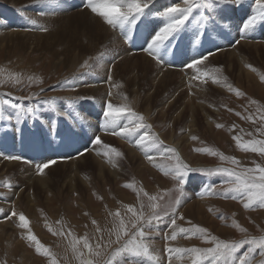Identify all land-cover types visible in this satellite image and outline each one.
Instances as JSON below:
<instances>
[{
	"label": "rangeland",
	"instance_id": "obj_1",
	"mask_svg": "<svg viewBox=\"0 0 264 264\" xmlns=\"http://www.w3.org/2000/svg\"><path fill=\"white\" fill-rule=\"evenodd\" d=\"M17 1L18 0H14V2H17ZM69 1L70 0H56V3L58 2L57 4H60V6H62V5L63 6L56 8L55 11H63V9L65 10L69 6V4L74 9H77L78 11L81 10V2L78 5V2L76 0H71L70 2ZM5 2H6V0H0V4H3ZM64 2L66 4H64ZM178 2H180V0H172V1L171 0H164V1L155 0V5L151 9V13L148 14V16H146V17L153 16L155 14V12H158L157 8H155V7L163 5V3L165 6H168L171 3H178ZM166 3H167V5H166ZM29 4H31V3H29ZM245 4H246V6L250 5V0H244V3L242 6H244ZM27 5L23 4V5H21V7L13 8L14 10H11V11H13V12H11L12 15L13 16L21 15L18 13V10L20 11L21 9L28 7ZM65 5L67 7H65ZM75 5L77 6V8ZM227 7L229 9L231 8V6H228V5L222 6L223 9H225V8L228 9ZM53 8H55V6ZM235 8L240 11V9H238V7H235ZM235 8H233V9H235ZM11 9H12V6H11ZM30 10L32 11V9H29V13H30ZM35 12H37V11H33V13H35ZM58 14H62V13H59V12L54 13V15H52L51 18L54 19ZM221 15L223 16V11H222ZM146 17H144V18H146ZM224 21L229 26L225 27L226 29L224 28L223 33H221L220 29H217L216 31H212L209 33L210 35L205 36V38L201 42H199L200 44L190 45L189 36L185 35V36H183V38L178 36L177 37L178 39L176 38L177 41L174 40V41H172V44H171V49H174V51L170 50L168 52V54L165 55V57H164L166 63L164 65H162V67H161V65H158V67H160L161 69H164V70H168V71H176V72H180V73L182 72L181 75L184 78L183 84L185 83V85L188 86L190 83L189 81H190L191 75L188 74L189 69H187L184 66L185 65L184 62H188L190 59L199 56L201 53H204V52L207 53L208 51H211L214 48L215 49L212 50V52L215 53L214 55H216L221 50L223 51V49L228 47V45L226 43H224L223 41H220L218 39V37H225V39H226L227 35H229L228 32L231 33V31L233 30V28L235 26H237V28L234 31H232L233 34H230L232 36V39L234 40V42L238 39L240 40V43L242 41H244V39L240 38V33L237 30V29H239L238 25H241L243 20L242 19H235L232 22V21L225 20V18H224ZM42 23L45 26V23L44 22H42ZM106 26H108V25H106ZM111 31L114 32L113 29ZM140 31L141 30H139L138 26H137V30H136V33H135V36H134V39H133L131 45L130 44L126 45V43L123 41V39L119 38L118 32L115 31L116 33L115 32L114 33L120 39V41L122 42L124 47H126L125 49L128 51L129 55L130 54H131V56L143 55L146 58H148L149 60H152V62L154 63L155 61L151 57H149L145 52H143V54L141 53L142 48L145 47L146 44L144 42L145 39L142 38V37H144V35L141 33L142 31L141 32ZM252 31H254L253 34H256V33L257 34L256 35H250V33H249V35H248L249 39L253 40L254 41L253 43H255V45H257V46L261 45L262 46V44H264V22H261V24L257 25V27L255 29H253ZM140 35H141V37H140ZM138 36L142 40L139 39ZM232 39H228V41L231 42ZM133 43L135 44V46ZM140 43H141V45H140ZM210 43H212V44H210ZM219 43H221V44H219ZM220 46H221V48H220ZM131 48L134 51L131 50ZM210 48H211V50H210ZM5 49H6V51H5ZM16 49H17V51H16ZM218 49H219V51H218ZM139 50H140V52H139ZM178 51H179V53H181V55L178 54ZM129 52H131V53H129ZM183 54L184 55L187 54V55H185L186 57ZM259 54H260V55H258L259 57L256 58L253 56L250 61L253 63V65H252L253 68L255 67L261 71V74L258 77V86L260 89H257V88H252V89H248V90L245 89L246 93H248V95H247L243 91L245 86L243 85L242 82H239L237 85V84H235L236 82L232 83L233 80H231L230 78L227 79V77H224V75L223 76L218 75V77H220V78L223 77L224 81L231 82L232 83L231 85H233V87L235 89H239L240 92L243 93V95L237 97L234 92L228 91L227 88H225V90H224L226 94L225 93H219L217 90L213 89L212 87L207 86L210 94H213V93L215 94V97H213L216 100L215 102H213L215 107L210 109V111L212 112V113L210 112L212 115V118L216 120L214 125L211 126L210 130L208 131V129L205 128V124H204L205 121H204L203 117L197 111L198 114L200 115V122H199L200 126L199 127L197 126V131H199V132H198V134L196 133L197 135H195L198 137V140H195V141L192 140L191 136H189V138H188V135L190 134V133H188L189 132L188 130L177 132L178 134L180 133L179 134L180 136H176L177 140L180 138H185V141L182 142V147H185V149L187 147L188 148L186 150V156H185L186 158L182 157V159L184 158L183 159L184 162H186L190 167H192V168H214V167H218V166L235 167V166H233L227 162H221L218 157H212V156H209L207 154L196 152L194 149L199 148V147H212L214 149H217L220 152H223L225 155L235 157L238 161H240V164L245 166V167H254L253 162L260 163L261 165H264V157H261L257 153L244 152V151L240 150L236 146L235 141L232 139V136L236 135L238 133L241 136H243L244 140L253 139V138L264 139V136H261L259 133L256 132L257 127L260 126V122L258 120L256 123H253V122L248 121L246 119H241L240 116L236 115L237 112H240L244 116H247L249 113H252L254 115V118H255V116L258 115V113H257L258 108L261 110H264V89H263L264 88V80L261 79V76L264 75V55L261 53H259ZM212 56H209V58ZM52 57L53 56L51 54L49 55V53H47V51L32 52V51H28V50H26V51L20 50L19 48H13L12 50L11 49L9 50L5 47L0 50V80H4V83L0 84V92L11 93L12 95L9 96L8 99H10L13 103L21 102L25 106L31 105V106L36 108V110L38 111L37 114H39L38 120L29 118V119H26L25 122L20 124V125L15 124V119H13L10 122L0 121V152H3L5 155L21 156L23 158L22 160H5L2 157H0V162L2 164L7 163V165L13 162V164L19 165V164L29 160V158H25L24 155L26 154L27 151L30 150L29 152H32V154H33L32 157L29 154L30 160L32 158V161L30 163H24V165H26L28 173L30 175L32 174V177H36V176H38V174L36 172L35 165L38 163H43L45 161L47 162L49 160H56V164H63V163H68V162H71L72 160L74 161V160H77L78 158H81L82 156L79 157V155H75L77 153L76 149H80L82 147V145H84L85 140L89 139L94 134L95 135L100 134L102 140L105 138L103 140L105 143H107V141H108L109 145L114 146L117 149L120 148V146L117 145L116 140L119 141V144L122 143L127 148L132 146L133 148L131 147L130 149L136 150L137 148L132 143L127 142L126 140L121 139L119 137L106 134L100 129V124L102 123V117H101L102 111H100V108L103 106L104 102L101 103L99 101V99L97 98V96L93 97L95 100V101L93 100L94 102L92 100L84 99V100H81L80 102L78 101L73 106H69L66 102V98L79 97V95H77L78 94L77 92H78V89L80 87H82V84H83V87H87V88L93 87V85H94V87H96V86L97 87H105L106 89H103L104 94L105 93L107 94L110 90L113 93L115 91L114 90L115 88L111 87L112 85L109 86L110 83L106 82L108 74H106V76H104L105 75L104 71H102L100 73L99 72L97 73L96 71H94L93 73L87 74V76H85V75L82 76V78L77 80L75 87H73L70 84L65 82L66 79H71L73 76L71 75L68 77H63L65 74H67L68 68L63 63L56 65L55 64L56 60L54 57L53 58ZM182 57L183 58L185 57V58L183 59ZM180 58H182V59H180ZM186 58H188L187 59L188 61L186 60ZM209 58H208V60H209ZM253 59H254V61H252ZM207 61H205L204 65H202V69H206V70L211 72V71L215 70V68H216V69H219L220 71L216 72L215 75L222 73L221 62L216 61V62H214V64L212 66H207V64H208V63H206ZM114 63L115 62H113V64ZM255 63L258 65H256ZM113 64H112V66H113ZM155 64H156V62H155ZM165 65L168 67H166ZM211 68H213V69H211ZM232 69H233V67H232ZM80 71H82V70H80ZM9 73L21 74L22 77L24 78L23 82L21 84L14 85L12 81L6 79V77ZM28 75H35V76L41 78L42 83H40V84L33 83V84H31V86H29L27 79H26V77ZM187 75H189V77ZM89 77H91V78H89ZM194 82L197 84H199V83L202 84L200 81H194ZM208 83H206V84L212 85V86L217 85V84H213L211 82V80H209ZM65 84L66 85L68 84V85L66 86ZM89 84H90V86H89ZM206 84H202V85L205 86ZM238 86L242 89H240ZM41 88L44 89L43 92H40ZM31 93H37L38 97L32 101H28V100L17 101L15 99V97L27 96ZM75 94L77 96H74ZM61 96L65 99L56 100V105L58 107L57 110L58 111H64V112L70 114V115L63 116V117L56 115L52 111L51 107L48 104L44 103V100H49V99L57 98V97L60 98ZM40 97H42V98H40ZM188 97H189V94H188ZM96 98H97V100H96ZM122 100H123L122 98H119L118 100L115 101V103H120ZM250 101H257L258 103L251 104ZM59 104H61V105H59ZM37 105H39L40 107ZM99 106H101V107H99ZM81 109L83 111H81ZM229 109H232V111H229ZM245 109H247V111H245ZM101 110H102V108H101ZM7 111L9 113H12V110L10 108ZM69 111H70V113H69ZM46 113H47V115L49 113H52L55 115V117L52 120H49V119H47ZM74 113H76V114H74ZM71 114H72V116H71ZM154 115L155 114L153 113L150 116V119L151 118L153 119ZM89 116H90V118H89ZM77 117H78V119H77ZM86 119H88V121ZM54 120H56V121H54ZM83 121H85V122H83ZM157 122L158 121H156V120L154 121L155 128H152V131L153 130L159 131L160 134H163L164 139H162L161 136H159V138L164 141L165 146L166 145L168 146L169 144H167L165 142V140H167L169 138L168 137V131H167V125H165V124L163 125L159 122L157 124ZM86 123H88V124H86ZM81 124H83V133H84L83 135H79V133H81V127H80ZM150 124H151V122H150ZM217 124H222L224 127L217 128L216 127ZM233 125H236V127L233 128L232 127ZM16 128H19L20 130L16 131ZM69 129H72L78 135H75V136L70 135ZM241 129H243V132L240 131ZM22 130H23V132H22ZM94 131H96V132H94ZM247 133H252V136L246 135ZM182 134H184L185 136H183ZM112 137H113V139H111ZM49 140L51 141L50 144L48 143ZM19 141H21L22 143ZM128 143L130 145H126ZM5 144H6V147L4 146ZM70 146L73 148H70ZM169 146H171V145H169ZM7 147H9V148L14 147L16 151H8V150H6ZM87 147H89L88 148L89 151H87L85 153V155L88 152L92 153L96 149H98L101 152L100 146H98V147L96 146L97 148L95 149L94 146L89 143L87 145ZM171 147H173V146H171ZM64 149H65V151H64ZM136 151H138L137 155H140L139 158L141 159V161L146 162V160L143 158L144 157L143 154L138 149ZM177 151H178V149H177ZM178 152H179V154H181L180 151H178ZM70 153H72V154H70ZM46 155L47 156L51 155V156L47 157ZM72 155H73V157H72ZM85 155H83V156H85ZM63 157H64V159H63ZM123 157H124V154H123ZM101 158L104 159L105 164H108V162L102 156V154H101ZM70 159H71V161H70ZM188 159L191 160V162H190L191 164L188 163L189 162ZM158 161H159V158H158ZM1 163H0V165H1ZM85 163H86V165H85L86 167H85V169L82 170V172L84 174L80 175V179L83 181L85 180L84 182L87 181L90 184L92 181H94V179L92 180V176L94 174V171H95V174H97V171L94 170L93 166L91 165V159H88L87 161H85ZM26 167H25V169H26ZM150 168L152 169L153 167L150 166ZM66 170H67V168L60 167V169L56 170L54 173L49 172L50 173L49 174L50 179L55 181V182H53L55 184L54 188H48L47 187L46 189L41 190V188L36 189L35 187H33L34 190H32L30 192L26 191V189L23 187L22 184L15 181V179H16L15 176H13V175H10V176L2 175V176H0V193H6L7 194L6 199L3 197H0V208L5 209V212L3 214L0 213V225L5 220H9V219H5V217L10 215V212L13 210V206L18 200L17 199L18 195L20 193L22 194V192H23L24 193L23 195L25 196L26 194H28V193L31 194L33 192L32 196L34 194V197H36L35 204L37 203V209L33 210V216H36L38 218L34 224L36 227L33 229L31 228L33 234H35L37 236V238L40 240V242L42 244H44V245L46 244L45 245L46 247H48L50 250H52V252L54 251L53 253L55 255L57 254L56 258L58 259L59 264H61L60 258H62V264H78V261H76L74 259L73 255L71 254V250L69 248V240L71 239V237L65 238V237H62L59 235H53L51 232L48 231V227H46V224H47L48 226L53 227L54 231H58L60 229L61 225H58L56 223V221L60 220L64 226L65 232H67V230L70 229V227H69V225H70L69 219L70 218L67 216L66 213L70 212V217L74 216L73 217L74 221H82L83 222V224H81V225L71 226L72 227L71 229L76 232V234L73 232L75 235L83 236L85 233H88L89 236H92V234H93V226L91 224V220L94 218H90L87 215H84V213H80V211H78V209L80 208V204H83V206L87 205V201L82 200V202L79 204L78 199H80L81 195L83 197L84 194L83 193L80 194V193L70 189L69 179L68 178L66 179V177H68ZM154 172H155V174H157L159 176V182L154 183L153 181H148V183H149L148 186L144 183V182H147V180H149V178H148L149 175H148V173H145V172L141 174V177H140V175L138 176V175H135L134 173H132L133 174L132 178L129 176V177H126L127 179L126 178L121 179V181L123 180L125 182L134 183L136 188L143 187V189L145 191H147L149 194H157V193L163 194L165 190L171 189L173 187L174 181L171 179V177L164 175L163 173H161L156 168H154ZM0 175H1V173H0ZM30 175H29V177H30ZM86 177H87V179H86ZM89 177H91V178H89ZM110 179L112 180L111 177H110ZM224 179H225L224 177L215 176V177L209 178V181H207L202 176H196L194 173H190L189 181H188L187 185L185 186L186 199H185V202L182 204V206L179 209V212L184 216L185 219L183 221L178 220L177 223L181 226L188 227L189 226L188 222L190 221L192 224H196V225H199L201 227L208 229V231L212 235H215V236L219 237L220 239H229L230 238L229 240H239V239L243 238L245 234L238 232L235 228L230 226L232 223V220L235 219L242 227L247 229V235L248 236L259 237L261 235H264V208H260V207L256 206L252 209L246 210V209H244L243 203L239 198L233 200L230 197L224 198L222 196H210V195H203V198H201L202 189H203L204 185H206V184L215 185V186H217V190H220L222 187L227 186L226 184L223 183ZM5 180L10 181L12 184H14L16 186L13 187L11 190L3 187V182ZM67 180H68V184L66 183ZM78 180L74 181V185H78V182L80 181V180L79 181ZM62 181H63V183H62ZM113 183L111 182L109 184V187L111 186L113 190L116 189L117 191H122L123 194L128 195L130 193V194H135V196H136V193L132 192L131 189L124 187L123 186L124 184H117V183L113 184ZM150 184H151V186H150ZM68 185H69V187H68ZM100 186H101V184H99V188H100ZM90 187L88 188V192H86L88 195L86 194L83 198L89 196L90 197L89 200H91L90 205L92 207L100 210L99 212H100V214L101 213L102 214L101 215L99 214L100 216L98 215L99 217L95 218V219L102 226H105L108 223V221H110V218L107 216V213L109 211H115L118 207L120 208V206H121V210L123 211V205H135L138 207L137 197H135L136 199L133 202L129 201L130 204H116V206H115L116 208L111 209V210L108 209L109 207L106 208L104 205L100 206V204H99L100 200H98L99 199L98 198V196H99L98 192L95 191L91 185H90ZM146 187L148 189H153V191H148L147 189H145ZM15 189H16V192H15ZM108 189H110V188H108V187L102 188L101 192H103V190H108ZM163 189H164V191H163ZM79 190H80V188H79ZM43 191H45V192H43ZM117 195H118V193H116V197H117ZM173 195H175V193H173ZM61 198H63V199H61ZM143 199H144L145 205H147V203H148L147 198L145 197ZM39 206H41V207H39ZM59 207H61V209L63 208L66 212H64V211L62 212L59 209ZM24 208L21 207L22 211H20V212H23L25 214V210L27 211V207H24ZM66 208H68V211ZM84 209L89 210V208H85V207H84ZM209 209H212V211H209ZM103 210H104V212H103ZM145 210L147 211V208ZM34 213H35V215H34ZM102 215L104 216V219H103ZM82 216H84V220L80 219ZM221 216L225 217V219H221L220 218ZM77 217H79V218H77ZM13 218H15V217H12V219ZM67 218H68V220H67ZM12 219H10V220H12ZM17 223H18V217H16V221L14 220L13 222H11V225H12L11 226V228H12L11 232L15 234V238H14L15 242L21 243L24 246V249L26 251H28L29 254H31V257L34 260L38 259V260H40V262L42 264H49V260L47 257H42L40 255H37L34 251V248L27 246L26 241H24L20 238L22 230L19 227H17ZM85 225H87V227H85ZM30 227H31V225H30ZM35 229L39 230L40 233L35 232L34 231ZM23 231L26 232V230H23ZM159 231H160L161 235L155 237L154 242L152 244V249L160 256L161 264H168V253L165 251V244L166 243H169L173 247H179V248H191L194 246L195 247H209L210 246L209 244L202 242L200 239H198L196 237L184 238L183 236H178L176 241H167L166 242L163 239V233L170 231V229L168 227L167 219H165V221L159 225ZM41 237H44L47 240L46 242L48 244L44 243V241L41 240ZM48 240H50V241H48ZM52 247H54L55 249H53ZM246 247L247 246H245V249H242L241 251L246 250ZM1 248L2 247L0 246V249ZM258 252H259V250H257V253L254 254V257L256 260L260 259V257L258 256ZM5 256H6V254H5ZM5 256H3V257H5ZM7 258L8 257L3 258V260L0 259V261H4ZM102 259H103V257L101 258V264H102ZM131 259H133V261H135L137 258H131ZM7 261L9 262V264H23V263L29 264L27 261H22L19 257L14 258V259L9 258V260L7 259ZM7 261H6V263H7ZM142 264H150V262L142 261ZM172 264H191V258L187 254H184L180 257L173 256Z\"/></svg>",
	"mask_w": 264,
	"mask_h": 264
},
{
	"label": "snow or ice",
	"instance_id": "obj_2",
	"mask_svg": "<svg viewBox=\"0 0 264 264\" xmlns=\"http://www.w3.org/2000/svg\"><path fill=\"white\" fill-rule=\"evenodd\" d=\"M243 3L244 0H180L178 3H171L154 14L162 23L150 35V39L145 41L146 46L142 48V51L151 57L157 65H164L166 63L164 57L170 50L174 51V49H171V44L178 36L183 38L187 35L189 36L190 45H196L212 31L220 29L223 33L224 28L229 25L225 23L224 17L221 15L222 6L228 5L235 8L241 7ZM34 5L45 6L38 13L40 17L48 14L46 9L55 11L56 8L60 7L56 0H34ZM53 5H55V8L52 7ZM154 5L155 0H81V10H89L94 16L100 18L104 24L114 31H118L119 38L123 39L126 44L132 43L138 23L142 22L143 18L151 13ZM20 14L31 26L24 30L48 31V28L40 24L38 19L28 17L23 10ZM261 22H264V0H254L251 12L239 26L240 38H247L248 34ZM115 40L116 37L110 38L109 43L115 44ZM235 43L239 44L240 40H236ZM114 51L115 49L108 48L106 45L104 51L85 59L79 66L82 71H78L71 79H66L65 82L75 87L76 81L82 76L93 71L99 72L102 67L100 61ZM214 54L212 51L201 53L185 64V67L193 70L194 73L188 85L190 91L192 82L200 81L206 84L211 80L213 84H221L228 91L234 92L237 97L242 96L243 93L239 89L233 88L231 84L226 81L221 83L220 77L215 75L216 72L220 71L219 69L210 72L201 68L209 56ZM246 67L252 68L251 65H246ZM252 70L256 71L255 69ZM6 79L16 85L21 84L24 78L19 73H9ZM26 79L29 86L33 83H42V79L35 75H28ZM261 79L264 80V75L261 76ZM111 81V66H109L106 82ZM2 83H4V80H0V84ZM112 87H119V85H112ZM43 91L44 89L41 88L40 92ZM11 95V93L0 92V121L10 122L15 119V124L20 125L29 118L39 119L35 107L25 106L21 102L13 103L8 99ZM112 96L113 93L110 90L107 93L108 98L102 106L100 129L106 134L132 143L152 167L171 177L174 181L173 187L165 190L163 194H149L143 187L136 188L134 183H126L123 186L136 193L138 207L123 205V211L121 208L109 211L107 216L110 221L105 226H102L96 219H92V236H89L88 233L77 236L71 229L65 232L60 220L56 221L58 225H61L58 231H54L51 226L46 224L48 231L53 235L65 238L71 237L69 248L78 264H101L102 257V264H142V261H148L150 264H161L160 256L151 249L155 237L161 235L159 225L167 219L170 231L163 233V239L166 242L176 241L178 236H183L184 238L196 237L210 245L209 247L179 248L166 243L165 251L168 253V264H172L173 256L180 257L184 254L191 258V264H264V235L259 237L248 236L247 229L242 227L235 219L232 220L230 226L245 234L239 240L220 239L212 235L208 229L192 224L190 221L188 227L177 223L178 220L183 221L185 219L179 209L186 199L185 186L189 181L190 173H198L209 178L215 176L225 178L223 183L227 186L222 187L220 190H217L215 185H204L201 198H203V195L230 197L233 200L239 198L246 210L256 206L264 208V165L253 162L254 167H245L235 157L225 155L217 149L199 147L194 150L212 157H218L221 162H227L235 167L192 168L184 162L176 148L164 145V141L159 138V135L152 131V125L147 123L146 117L131 106L126 95L122 97L123 102L121 103H114ZM37 97V93H31L27 96L15 97V99L17 101H32ZM58 99L65 98H52L45 100L44 103L48 104L56 115L67 116L68 113L57 110L56 100ZM84 99L94 100L93 97H69L66 98V102L69 106H73ZM250 103L256 104L258 102L250 101ZM9 108L12 113L7 111ZM229 111H232V109H229ZM257 113L258 115L255 118L252 113L244 116L237 112L236 115L253 123L258 120L260 126L257 127L256 132L264 136V110L258 108ZM80 127L81 133L79 135H83V124ZM216 127L222 128L224 126L217 124ZM232 127L235 128L236 125ZM19 130V128H16V131ZM181 131H184V129H181ZM240 131L243 132V129ZM69 133L72 136L78 135L72 129H69ZM246 135L252 136V133ZM191 139L195 141L198 140V137L193 135ZM232 139L240 150L257 153L264 157V139L244 140L239 133L233 135ZM48 143L50 144L51 141L49 140ZM89 143L94 147L100 146L101 152H98V154H102L113 167L116 166L115 161L123 157V153L116 147L105 143L100 135L95 134L85 140L80 149H77V155L83 156L89 151L87 147ZM0 157L5 160L23 159L21 156L5 155L3 152H0ZM158 158L160 162H158ZM25 163H30V161H25ZM55 163L56 160H49L36 164L37 174H43L45 169ZM3 187L11 190L13 184L5 180ZM0 197L6 199L7 194L0 193ZM145 197L148 201L147 205L144 203L143 198ZM209 211H212V209H209ZM4 212L5 209L0 208V213ZM84 215H88V213H84ZM12 217H18L17 227L22 230L20 238L26 241L27 246L33 247L37 255L47 257L49 264H59L56 255L33 234L30 221L25 214L23 212L17 213L13 209L5 219L10 220ZM220 218L225 219L223 216ZM23 230H26V232ZM245 246H247L246 250L241 251L245 249ZM257 250H259L258 256L260 257L258 260L254 257ZM131 258L137 259L133 261ZM0 264H6V261H0Z\"/></svg>",
	"mask_w": 264,
	"mask_h": 264
},
{
	"label": "bare ground",
	"instance_id": "obj_3",
	"mask_svg": "<svg viewBox=\"0 0 264 264\" xmlns=\"http://www.w3.org/2000/svg\"><path fill=\"white\" fill-rule=\"evenodd\" d=\"M76 1L78 2V5L81 2V0H76ZM162 1H164V0H162ZM29 3H31V4H29ZM33 3H34V0H18L17 2H14V0H6L5 3L0 4V50L5 47L9 50L10 49L12 50L13 48H19L20 50H25V51L28 50V51H32V52L47 51V53H49V55L51 54L55 58V60H56L55 64L56 65L63 63L68 68L67 74L64 73L65 75L63 76V77H68V76H71V75L73 76L74 74L78 73V71H80V69H79L80 64L85 59H87L89 56H96L101 51H104L106 45L108 46V48L115 49V51L113 53L105 56L100 61V64L102 67H101V70L99 71V73L104 71L105 72L104 76H106V74H108V72H107L108 68H109V66H111L112 81L109 82L110 83L109 86L119 85V87H113V88H115L114 89L115 91L113 92V96H112L113 102L115 103L116 100H118L119 98H122L123 96L126 95L128 97L129 102H131L132 107L137 112L142 113L146 117L147 122L149 121L148 122L149 124L151 122L152 128H155V126H154L155 120L158 121L159 123L163 124V125L164 124L167 125V131H168V137L169 138L167 140H165V142L167 144L173 146L174 148L178 149V151L181 152V154H180L181 157L186 156V150L188 147L186 149H185V147H182V142L185 141V138H180L178 140L176 139L177 138L176 136H180L179 135L180 133L179 134L177 133L178 131H181V129L188 130L189 131L188 133H190L188 135V138H189V136L197 135L199 132V131H197V126L198 127L200 126V124H199L200 115L198 114V112L203 117V119L205 121V123H204L205 128L208 129V131L210 130L211 126L214 125L216 120L212 118V115H211L212 112L210 111V109L215 107L214 103H213L216 101L213 98V97H215V94L214 93L210 94L207 86L212 87L213 89L217 90L219 93H225V91H224L225 87H222L220 84H217L215 86L206 84L204 86V85H202L203 83L197 84L195 82H192V88L190 91L189 86L185 85V83L183 84L184 78L181 75L182 72L180 73V72H176V71H168V70L161 69L160 67H158V65L155 64V62L153 63L152 60H149L148 58H146L143 55H135V56H131V54L129 55L128 51L125 49L126 47H124V45L120 41L121 38L119 39L117 37V35L115 34L118 31H116V32L114 31L115 33L113 31H111L112 30L111 28L106 26L103 23V21H101L100 18L94 16L89 10L83 9V10L78 11L77 9H74L73 7H71V5L69 4L68 7L65 5V7H67L65 10L62 8L63 11H52L51 9H46L48 14L43 16V17H40L38 15V13L41 10V8H44V6H36ZM253 3H254V0H250V5L246 6V4H245L244 6L238 7V9H240V11L237 10L236 8L233 9L232 7L230 9L228 7H227L228 9H226V8L223 9V16H224L225 20L232 21V22L235 19H242L243 20L244 18L247 17L248 13L251 12V6L253 5ZM23 4H26V5L28 4L27 5L28 7H25V8L23 7L24 9H21V10H23L24 14L30 18L38 19V22L40 24H43L42 22H44L45 26L48 28L47 32H42V31H38V30H24L25 28H29L31 26L27 24V22L23 19L22 15L13 16L11 13V12H13L11 10H14L13 8L21 7V5H23ZM64 4H66V3L64 2ZM30 5H32V6H30ZM58 5H60V4H58ZM166 5H167V3H166ZM11 6H12V9H11ZM62 6H60V7H62ZM163 7H166L164 5V3H163V5H160V6L155 7V8H157V10H160ZM76 8H77V6H76ZM29 9H32V11L30 10V13H29ZM21 10L20 11L18 10L19 14H20ZM33 11H37V12L33 13ZM57 12L62 13V14H58L54 19H52L51 18L52 15H54V13H57ZM161 23H162V21L159 18H156L155 15L143 18L142 22L138 23V29L141 30L142 32L141 31L140 32L144 35V37H142V38L145 39V41L150 39V35L154 33V30L157 29L161 25ZM238 26H240V25H238ZM236 28H237V26H235L232 31H234ZM232 31H231V33L228 32L229 35H227L226 39H225V37H218V39L220 41H223L224 43H226L228 45V47L223 49V51L218 50L219 52L216 55H213L212 57H210L209 60L206 62V63H208L207 66H212L214 64V62H216V61L221 62L222 73L217 74V76L218 75H222V76L224 75V77H227V79L230 78L231 80H233L232 83L236 82L235 84H237V85L239 82H242L243 85L245 86L243 89V91L245 93H246L245 89H247V90L252 89V88L260 89L258 86V77L260 76L261 71L255 67L254 68L253 67L252 68L246 67V65H251V66L253 65V63L250 61L253 56L256 58L259 57L258 56V55H260L259 53L264 55V44H262V46L261 45L257 46V45H255V43H253L254 42L253 40L249 39L248 36H247V38L244 39V41H242L239 44H236L234 42V40L232 39V36L230 35V34H233ZM253 32L254 31H251L250 35H256L257 34V33L253 34ZM208 35H210V34H208ZM113 37H116L115 44H110L109 40H110V38H113ZM140 37H141V35H140ZM140 37H139V39H141ZM228 39H232V41L229 42ZM210 44H212V43H210ZM219 44H221V43H219ZM130 45H131V43H130ZM140 45H141V43H140ZM134 46H135V44H134ZM220 48H221V46H220ZM214 49H212V50H214ZM131 50H133V49L131 48ZM210 50H211V48H210ZM5 51H6V49H5ZM16 51H17V49H16ZM179 51H178V54L181 55V53H179ZM131 52H129V53H131ZM139 52H140V50H139ZM141 53L143 54V51ZM185 55H187V54H185ZM182 58H180V59H182ZM187 59L188 58H186V60ZM252 61H254V59ZM113 62H115V63L113 64ZM186 63L187 62H184V64H186ZM112 64H113V66H112ZM256 65H258V64H256ZM161 67H162V65H161ZM166 67H168V66H166ZM232 67H233V69H232ZM201 68H202V66H201ZM211 69H213V68H211ZM252 69H255L256 71L253 72ZM188 74L192 76L194 74L193 70L189 69ZM189 75H187V76L189 77ZM85 76H87V75H85ZM89 78H91V77H89ZM220 79H221V83L225 82L223 77ZM227 83L232 84L231 82H227ZM89 86H90V84H89ZM103 89H106V88L105 87H97V86L94 87V85H93V87L87 88V87H83V84H82V87H80L78 89V92L77 91L76 92L78 93L77 95H79V97L97 96L99 101L101 103H103L107 99V94L106 93L104 94ZM240 89H242V88H240ZM188 94H189V97H188ZM246 94L248 95V93H246ZM77 95L75 94L74 96H77ZM40 98H42V97H40ZM97 98H96V100H97ZM121 102H123V100ZM59 105H61V104H59ZM37 106H39V105H37ZM99 107H101V106H99ZM101 108H100V111H102ZM81 111H83V110L81 109ZM69 113H70V111H69ZM153 113L155 114L154 118L150 119V116ZM74 114H76V113H74ZM46 115H47V113H46ZM68 115H70V114H68ZM71 116H72V114H71ZM54 117H55V115L52 113H49L47 115V119H49V120H52ZM78 117H77V119H78ZM89 118H90V116H89ZM86 120L88 121V119H86ZM54 121H56V120H54ZM83 122H85V121H83ZM158 122H157V124H158ZM88 123H86V124H88ZM22 132H23V130H22ZM94 132H96V131H94ZM154 132H156L159 136H161L162 139H164L163 138L164 135L160 134L159 131H154ZM182 135L185 136L184 134H182ZM111 139H113V137ZM116 141L115 142L117 143V145L120 146V148H118V149L120 152H122L124 154V157L119 158L118 160L115 161V163H116L115 167H113L109 163L105 164L104 159L101 158V154H98V152H100V151L98 149H96L98 146L97 147L95 146L94 148L96 150H94L92 153L88 152L86 155L84 154L85 156H82L81 158H78L77 160H74V161L73 160L71 161V159H70L71 162H68V163H63V164H56L55 163V164L51 165L48 169H45L43 174H38V176H36V177H32V174L30 175L28 173L27 167H26V165H24L25 162H23L19 165H15V164H13V162L8 164V165H7V163L2 164L0 162L1 163V165H0L1 175L0 176H2V175H5V176L13 175V176H15V178H16L15 181L22 184L23 187L26 189V191L30 192V191L34 190L33 187H35L36 189L41 188V190L46 189L47 187L48 188H54L55 184L53 182H55V181L50 179V177H49L50 173L49 172L54 173L56 170L60 169V167H64V168H67L66 171H67L68 177H66V179L67 178L69 179V185H70L71 190H74L80 194L83 193L85 196L87 194L86 192H88V188L91 185L92 188L98 192V195H99L98 200H100L99 201L100 206L104 205L106 208L109 207L108 209L111 210V209L116 208L115 207L116 204H130L129 201L133 202L136 199L135 194L129 193L128 195H126V194H123L122 191H117L116 189L113 190L111 186L109 187V184L111 182L112 183L114 182L115 184L116 183L117 184H126L129 182H125L123 180L121 181V179L129 177V176L132 178L133 177L132 173H134L135 175H138V176L140 175V177H141V174L144 172L148 173V175H149L148 176L149 180H147V182H144L147 186L149 185L148 181H153L154 183L159 182V176L157 174H155L154 167L152 168L153 169L152 170L150 168L151 165L147 161L146 162L141 161V159L139 158L140 155H137L138 154V151H136L137 149L136 150L130 149L132 146L127 148L122 143L119 144L118 140H116ZM19 142H21V141H19ZM107 144H108V141H107ZM126 145H130V144L128 143ZM4 146L6 147V144ZM70 148H73V147L70 146ZM6 150L16 151L14 147H11V148L7 147ZM29 151L26 152L24 157L29 158L28 161L31 162L32 158L30 160L29 154L31 155V157L33 156V154H32V152H29ZM64 151H65V149H64ZM70 154H72V153H70ZM75 155H77V153ZM50 156L51 155H48L47 157H50ZM72 157H73V155H72ZM63 159H64V157H63ZM88 159H91V165L93 166L94 170L97 171V174H95V171H94V174L92 173L93 174L92 180L94 179V181H92L90 184H89V182H87V181L84 182L85 180L83 181L80 179V175L84 174L82 172V170L85 169V167H86L85 161H87ZM188 161H189L188 163L191 164L190 163L191 160L188 159ZM158 162H160V161H158ZM25 167H26V169H25ZM29 175H30V177H29ZM110 177L112 178V180L110 179ZM89 178H91V177H89ZM86 179H87V177H86ZM76 180L79 181L78 185H74V181H76ZM62 183H63V181H62ZM66 183L68 184V180L66 181ZM99 184H101L100 188H99ZM69 185H68V187H69ZM15 186L16 185L13 184V187H15ZM150 186H151V184H150ZM105 187H108L110 189L103 190V192H101V189L105 188ZM79 188H80V190H79ZM145 189H147L148 191H153V189H148L147 187ZM163 191H164V189H163ZM15 192H16V189H15ZM43 192H45V191H43ZM32 193L31 194L28 193L25 196L23 195L24 194L23 192H22V194L20 193L18 195V198H17L19 201L17 200V202L13 206V209L17 213H19L20 211H22L21 207L22 208L27 207V211L25 210V215L29 218L31 228L33 229L36 227L34 224L38 218L36 216H33V210L37 209V203L35 204L36 197H34V194L32 196ZM116 193H118L117 197H116ZM83 197L81 195L80 199H78V202L80 204L82 202V200H86L87 205L83 206V204H80V208L78 209V211H80V213H89L87 216L90 218H94V219L98 218L102 214V213L100 214V212H99L100 210L96 209L90 205L91 200H89L90 199L89 196H87L85 198H83ZM61 199H63V198H61ZM39 207H41V206H39ZM84 207L89 208V210L84 209ZM68 208H66L67 211H68ZM120 208H121V206H120ZM59 209L62 212L63 211L66 212L63 208L61 209V207H59ZM103 212H104V210H103ZM66 214L70 218L69 219L70 229L72 228L71 226H73V225L78 226V225L83 224L82 221H74L73 220L74 216L70 217V212L69 213L67 212ZM34 215H35V213H34ZM77 218H79V217H77ZM80 219L84 220V216H82ZM103 219H104V216H103ZM14 220L16 221V217L13 218L12 220L6 221L5 223L2 222V224L0 225V246L2 247L0 249V259L3 260V258L8 257L7 259L9 260V258L14 259V258L19 257L22 261H27L29 264H39V263L42 264L40 262V260H38V259L34 260L31 257V254H29V252L24 249V246L21 243L15 242V239H14L15 234L11 232V230H12L11 222H13ZM67 220H68V218H67ZM34 231L37 233L38 232L40 233V231L37 229H35ZM72 232H74L76 234L75 231L72 230ZM41 240L44 241V243H47L46 242L47 240L44 237H41ZM48 241H50V240H48ZM52 248L55 249L54 247H52ZM5 254H6V256H5ZM3 256H5V257H3ZM7 259H5V260L7 261ZM60 259H61V264H62V258H60ZM6 264H9V262L7 261Z\"/></svg>",
	"mask_w": 264,
	"mask_h": 264
},
{
	"label": "crops",
	"instance_id": "obj_4",
	"mask_svg": "<svg viewBox=\"0 0 264 264\" xmlns=\"http://www.w3.org/2000/svg\"><path fill=\"white\" fill-rule=\"evenodd\" d=\"M6 221H8V220H5L4 222H6ZM4 222H3V223H4ZM1 224H2V223H1Z\"/></svg>",
	"mask_w": 264,
	"mask_h": 264
},
{
	"label": "trees",
	"instance_id": "obj_5",
	"mask_svg": "<svg viewBox=\"0 0 264 264\" xmlns=\"http://www.w3.org/2000/svg\"><path fill=\"white\" fill-rule=\"evenodd\" d=\"M198 174V173H197Z\"/></svg>",
	"mask_w": 264,
	"mask_h": 264
}]
</instances>
